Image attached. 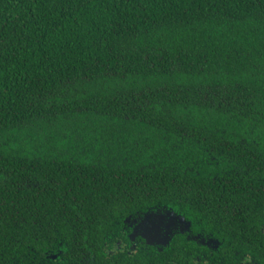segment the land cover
I'll return each mask as SVG.
<instances>
[{"label":"trees","instance_id":"trees-1","mask_svg":"<svg viewBox=\"0 0 264 264\" xmlns=\"http://www.w3.org/2000/svg\"><path fill=\"white\" fill-rule=\"evenodd\" d=\"M157 209L264 253V0H0V264Z\"/></svg>","mask_w":264,"mask_h":264},{"label":"flooded vegetation","instance_id":"flooded-vegetation-1","mask_svg":"<svg viewBox=\"0 0 264 264\" xmlns=\"http://www.w3.org/2000/svg\"><path fill=\"white\" fill-rule=\"evenodd\" d=\"M105 226L97 232L101 245L82 248L87 253L78 262L68 258L67 246H57L34 255L33 264H264L261 247L238 245L216 225H174L160 231L145 225Z\"/></svg>","mask_w":264,"mask_h":264},{"label":"water","instance_id":"water-1","mask_svg":"<svg viewBox=\"0 0 264 264\" xmlns=\"http://www.w3.org/2000/svg\"><path fill=\"white\" fill-rule=\"evenodd\" d=\"M164 218L169 222L174 221V225H192L191 222L187 221L182 215L177 214L171 209H157L151 210L142 216L136 218L129 217L125 220L127 225H146L150 219Z\"/></svg>","mask_w":264,"mask_h":264},{"label":"snow or ice","instance_id":"snow-or-ice-1","mask_svg":"<svg viewBox=\"0 0 264 264\" xmlns=\"http://www.w3.org/2000/svg\"><path fill=\"white\" fill-rule=\"evenodd\" d=\"M145 226L149 228V230L160 231L161 229L170 228L174 226V221L169 222L164 218H155L150 219L148 222H146Z\"/></svg>","mask_w":264,"mask_h":264}]
</instances>
